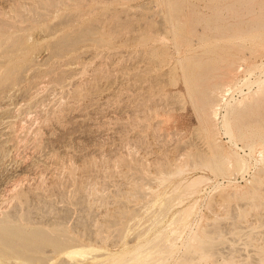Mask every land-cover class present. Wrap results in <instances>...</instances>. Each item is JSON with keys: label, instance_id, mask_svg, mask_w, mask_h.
<instances>
[{"label": "rangeland", "instance_id": "374dc122", "mask_svg": "<svg viewBox=\"0 0 264 264\" xmlns=\"http://www.w3.org/2000/svg\"><path fill=\"white\" fill-rule=\"evenodd\" d=\"M0 1L2 10H0V18L9 22L8 33L13 39L24 38L28 42L29 58L31 59L34 53L37 64L33 65L34 69L29 67L30 71L24 69L27 67L25 64L22 65L20 71L24 69L22 72L24 79L22 78L14 87L16 89L6 90V95L0 92V197L2 199L7 197L4 201L0 198V221L9 219L13 225L22 227L21 229L26 232L44 231L53 238V241L44 240L38 243L39 245L33 244V247L30 245L31 248L30 246L26 248L25 244V249L19 244V240L14 243L16 250L9 245L4 246L0 251V264H59L64 262L63 259L69 264L71 260L64 250L70 246L93 245L99 250L90 254L92 256L97 253L116 252L125 247L132 248L137 241L144 242L146 239L156 237L157 234L171 233L172 237H176L177 242H175L174 255L172 254L173 257L170 255L167 264H178L181 259L183 264L184 260L188 261L190 254L186 252L187 248L185 249L183 244L177 248L180 240L181 243L189 242L190 234L208 232L207 235L211 233L212 236L213 232L209 231L210 229H215L214 232L219 234L217 237L225 238L226 241L222 240L223 243L219 241L221 239L216 240L214 233L213 239L216 238L214 240L217 242L212 251L206 253L208 256L205 253L192 252L195 257L193 262L191 260L192 264L264 263V222L262 223L264 202L261 199L264 198V178L261 185H258L259 188L263 187L260 188L261 190L258 189L259 192L261 191V198L259 195L255 198L248 194L255 186L253 176L260 173L262 165L256 162L258 152L254 151L251 156L247 154L250 149L245 146V141H239V148L230 142L222 124L220 125L221 117L216 120V124L211 121L215 139L223 149H236L240 154L247 156L251 162L247 171L239 172L237 175L228 174V177L211 173L212 179L208 186L205 185L199 193H196L199 196L197 197L196 194L187 196L181 204L178 203L179 194L173 192L181 177H171L167 181L168 179L162 180L164 176L160 175L168 174L176 165L188 159L190 151L210 153L211 150L210 143L199 128L201 122L193 104V94L197 88L193 87L191 90L187 88L190 77L213 73L226 57H237L239 61L242 57L248 60L249 67L260 64L255 70L258 72L252 73V80L264 78V28L260 31L248 30L249 23L245 21H248L251 15L245 6L247 0H244L246 2L240 0V4L241 1L244 2V5H240L241 9L236 6L239 5L236 4L239 2L237 0L235 3L234 0H27L28 3L26 0ZM16 2L18 4L15 6ZM229 2L234 5L231 6ZM227 3L230 5L228 8L235 6L236 9H240L239 12L243 13L244 10L246 13L244 12L242 17L239 12L238 15L231 13V10L229 12L230 8H224ZM214 6L218 10L212 9ZM222 11L224 17H219L218 13ZM199 12L210 16V23L198 21ZM225 13H228L227 17ZM64 16L65 19L69 18L68 21H72L66 23L63 21ZM181 17L188 22L185 29H181ZM235 17H239L242 21L239 22L240 19ZM231 18L232 21L229 20ZM153 20L160 22L158 21V25L154 27ZM228 23L232 26L242 24L241 27L246 29L244 31L232 29V31L229 28L232 26ZM96 24L100 25L94 30L96 34L92 32L93 34L85 37V39L94 38L95 42L94 39L92 41L84 39L85 42L83 40L76 46H70V50H65L68 55L64 52L63 56L61 53V55H51L53 49L50 45L53 39L73 29L69 34L74 35L79 33L80 29ZM206 25H211L213 28H207L203 32L202 27ZM219 25L222 27H218ZM159 26L161 29L153 38L148 41H138L139 33L151 28L156 31ZM223 26H228L229 29L226 27L224 29ZM50 30L54 32L53 35L48 32ZM260 32L262 34L258 35ZM28 36H30L29 41H27ZM99 37L103 38V41ZM185 38L189 41H184ZM100 40L102 42L99 43ZM232 44L237 46L233 47ZM176 47L178 49H175ZM241 47L245 50H240ZM45 53L47 57L44 56ZM38 54L40 58H37ZM79 54L84 58L83 56L78 58V64L74 56ZM45 57L46 59L40 60ZM29 58L27 60L31 61ZM19 60L21 61V58ZM54 60L56 71L59 73L65 62L71 63L64 66L68 70L60 82L50 79L51 75L57 74L55 70L45 75V78L43 76L45 73H41V70L50 72L49 69L54 66L53 63L55 64ZM62 61L63 65L59 64ZM166 61L169 64L166 65ZM187 61L191 63L187 64ZM39 72L45 85L48 83L47 86H43L40 75H37L38 78L34 76ZM238 74L239 77L250 75L243 71ZM36 79L39 80L38 86H40L37 88ZM44 79H47L46 82ZM49 79L51 82L48 81ZM24 84L28 87L25 88ZM257 85L258 83H255L251 89L255 91ZM240 86L245 92L249 91L248 85L240 82L229 95V99L235 101L243 97ZM261 98L264 100L263 96ZM251 105L252 108L246 110L242 118L243 124L264 130L258 123L259 119H264V104ZM11 106L14 108L17 106L15 108L17 111ZM222 112H225L224 108ZM14 133L18 134V137L15 138ZM255 164L256 168L253 166ZM197 172L204 173L202 169H198ZM160 179L162 182H159ZM13 185H17L16 187L26 196L24 194L19 198L11 194L9 190ZM196 197L198 198L196 210L184 223H177L175 227H179V230L173 232L167 223L180 209L197 199ZM252 198L256 199V203ZM234 227L241 233L237 231L238 234L235 233ZM246 232L247 234L251 232V236H247ZM185 238L189 239L185 240ZM252 240H254L253 244H249ZM25 241L24 243L28 242ZM57 241H62L64 244L58 246L55 244ZM188 242L185 244L186 247ZM216 248L223 252L217 251ZM214 249L218 252V259L215 258L217 252L212 255ZM17 250H26V253H18ZM219 252L223 253V256ZM192 255L189 259H194ZM228 257L233 258L229 261ZM187 263L189 264L184 262Z\"/></svg>", "mask_w": 264, "mask_h": 264}, {"label": "bare ground", "instance_id": "6f19581e", "mask_svg": "<svg viewBox=\"0 0 264 264\" xmlns=\"http://www.w3.org/2000/svg\"><path fill=\"white\" fill-rule=\"evenodd\" d=\"M11 1H13V0H11ZM16 1V0H15ZM15 1H14V3H15ZM75 1V0H74ZM165 1V0H164ZM197 1V0H196ZM223 1V0H222ZM237 1H239V2H237ZM236 2V4H238L239 3V5H236V6H238V8H240L241 9V6L240 5H242L244 2H246V1H244L243 3H242V1H241V4H240V0H237ZM1 2V1H0ZM5 2V1H4ZM18 2V1H17ZM16 2V4H15V6L18 4ZM26 2L28 3V1L26 0ZM51 2V1H50ZM151 2V1H150ZM202 2V1H201ZM232 2V1H231ZM3 3V2H2ZM1 3V4H2ZM154 4L155 3H157V2H153ZM218 3V2H217ZM221 3V2H220ZM230 3V2H229ZM229 3H227L226 5V7H224V8H228V6H230V5H228ZM233 3H235V0H234V2ZM69 4V3H68ZM230 4H232V3H230ZM246 4V3H245ZM7 5V4H6ZM141 5V4H140ZM143 5H145V3L143 4ZM142 5V6H143ZM194 5V4H193ZM218 5V4H217ZM234 4H232L231 6H233ZM244 5V4H243ZM2 6H3V4H2ZM25 6V5H24ZM39 6V5H38ZM155 6V5H154ZM153 6V7H154ZM195 6V5H194ZM246 6V8H247V12L251 15V16H249L248 14V18H247V16H245L246 14H244V16H245V18H247L248 19V21H245V22H248L249 24V27H248V30L249 31H260L261 29H263L264 28V0H247V4L245 5ZM244 6V7H245ZM4 7V6H3ZM28 7H29V5H28ZM34 7H35V9H36V6H35V4H34ZM144 7V6H143ZM147 7V6H146ZM145 7V8H146ZM152 7V8H153ZM218 7V6H217ZM221 7V6H220ZM222 7H223V5H222ZM243 7V6H242ZM5 8V7H4ZM8 8H9V6H8ZM17 8H19V7H17ZM17 8H16V10H17ZM26 8V7H25ZM59 8V7H58ZM136 8V7H135ZM155 8V7H154ZM180 8H181V6H180ZM186 8V7H185ZM193 8V7H192ZM216 7L214 6V8H212V9H215ZM219 8V7H218ZM230 8V9H229ZM228 9H229V12H230V10L232 11L231 13H233V14H237L238 15V12L240 11V9H236L235 8V6H234V8H231V7H229ZM29 9V8H28ZM34 9V10H35ZM50 8H48V10H49ZM183 9V8H182ZM191 9V8H190ZM217 9V8H216ZM236 9V10H235ZM242 9H245V8H242ZM1 10V9H0ZM179 10H181V9H179ZM209 10V9H208ZM218 10V9H217ZM221 10V9H220ZM219 10V11H220ZM225 10H227V9H225ZM224 10V11H225ZM2 11V10H1ZM10 11H11V9H10ZM38 11V10H37ZM58 11V10H57ZM211 11V10H210ZM216 11V10H215ZM219 11H216V12H219ZM30 12V11H29ZM39 12V11H38ZM188 12V11H187ZM227 12H228V10H227ZM243 13L245 12L244 10L242 11ZM58 13V12H57ZM156 13V12H155ZM223 11H222V13H218V15H219V17L221 16H223ZM241 15L243 14V13H241V12H239ZM246 13V12H245ZM12 14V13H11ZM16 14H17V12H16ZM18 14H19V16H20V13L18 12ZM35 14H36V12H35ZM41 14V13H40ZM42 14H44V13H42ZM199 16H198V21L199 20H203V21H206V22H209L210 23V20H211V17L210 16H208V15H204V14H202L201 12H199ZM28 15H31V14H29L28 13ZM38 16H39V14H37ZM152 14H150V16H151ZM227 15H228V13L226 14L225 13V16L227 17ZM230 15V14H229ZM241 15H240V17H241ZM6 16H7V14H6ZM26 16H27V14H26ZM72 16V15H71ZM76 16H78L77 14H76ZM137 16V15H136ZM150 16H148V17H150ZM160 15H158V17H159ZM195 16V15H194ZM22 17V16H21ZM75 17V16H74ZM213 17V16H212ZM216 17V16H215ZM224 17V16H223ZM232 17V16H231ZM242 17H243V15H242ZM251 17V18H250ZM31 18V17H30ZM55 18V17H54ZM53 18V19H54ZM57 18V17H56ZM76 18V17H75ZM74 18V19H75ZM133 18V17H132ZM150 18H152V17H150ZM155 18V17H154ZM159 18H161V16L159 17ZM182 18V17H181ZM237 18H239V17H235V19H237ZM19 19V18H18ZM17 19V20H18ZM64 19V20H63ZM62 20L63 21H68V19L69 18H67V19H65V16H64V18H63ZM70 19H73V18H71L70 17ZM73 19V20H74ZM220 19V18H219ZM232 19L233 18H231V19H229V20H231L232 21ZM234 19V20H235ZM240 19V18H239ZM238 19V20H239ZM10 20V19H9ZM21 20V19H20ZM32 20V19H31ZM55 20V19H54ZM76 20V19H75ZM226 20V19H225ZM228 20V21H229ZM238 20H236V21H238ZM246 20V19H245ZM22 21V20H21ZM42 21V20H41ZM63 21H61V23L63 22ZM72 20H70V21H68L69 23L71 22ZM159 22H160V20H158ZM158 21L157 20H153V22H152V25L155 27V26H157L158 25ZM181 21V29L183 28V29H185L188 25H187V21L185 20V19H181L180 20ZM216 21H217V19H216ZM215 21V22H216ZM223 21H224V18H223ZM240 21H242V19H240L239 20V22ZM244 21V20H243ZM64 22V23H65ZM99 22V21H98ZM218 22V21H217ZM227 22V21H226ZM244 22V23H245ZM53 23V22H52ZM63 23V24H64ZM67 23V22H66ZM73 23V22H72ZM116 23L117 22H115L114 24L116 25ZM212 23V22H211ZM219 23V22H218ZM230 23V22H229ZM229 23H228V25H229ZM20 24V23H19ZM114 24H113V26H114ZM206 24V23H205ZM223 24V23H222ZM231 24H232V22H231ZM8 25H9V22H7L5 19H2V18H0V92L2 93V92H4V94H2V95H6V90H11V91H14L16 88H14L17 84H19L20 83V81H21V79L24 77V76H22L24 73H22L23 72V70L24 69H28V71H30V69H29V67H32L31 69H34V67H33V65L35 66V65H37L36 64V56H34V53H33V57L31 56V59L29 58V56H30V51H29V44H28V42H26L25 40H24V38H21V39H19V38H12V35L11 34H9L8 33ZM56 25H58V24H56ZM97 25V24H96ZM89 25V26H86V27H84L82 30L80 29V31H79V33L77 32L76 34H74V32H73V34L74 35H71V34H69V33H71L73 30H71V31H69V33H65L64 35H59V38H55V39H53V42H51V48L53 49V53L51 52V55H55L56 56V54L57 55H61L62 54V56H63V52L65 51V50H70L69 49V47L70 46H72V45H75L76 46V44H79V43H81L84 39H85V37L86 36H88V35H90L92 32H94V30H95V28H97V27H100V25ZM107 25V24H106ZM239 25V24H238ZM244 25V24H243ZM246 25V24H245ZM12 26H14L13 24H12ZM21 26H24L25 27V25H20V27ZM27 26V25H26ZM31 26V25H30ZM53 26H55V25H53ZM165 26V25H164ZM203 26V25H202ZM229 26H232V25H229ZM241 26H242V24H241ZM241 26H237L236 24H233V26L232 27H229V28H231L230 30H234V31H244L246 28H243V27H241ZM57 27V26H56ZM130 27V26H129ZM169 27V26H168ZM167 26H166V28H168ZM218 27H222V25H219ZM224 27V29H225V27H226V29L228 28V26H223ZM19 28V27H18ZM53 28V27H52ZM55 28V27H54ZM53 28V29H54ZM81 28V27H80ZM108 28V27H107ZM109 28H111V27H109ZM108 28V29H109ZM207 28H213L211 25H206L205 27H202V30H203V32L205 31V30H207ZM228 28V29H229ZM10 29V28H9ZM31 29V28H30ZM56 29H58V28H55V30ZM101 29H102V27H101ZM159 29H161L160 28V26L159 27H157V30L155 31V29L154 28H151V29H149L148 31H145V32H141V33H139L138 34V37H139V39H138V41L139 42H143V41H148L149 39H151V38H153L154 36H155V34H157V32H158V30ZM198 29V28H197ZM219 29V28H218ZM21 30H22V28H21ZM52 30V29H51ZM51 30L50 31H48V32H50L51 34L52 33H54V32H56V31H54V30H52V31H54V32H51ZM178 30V29H177ZM187 30V29H186ZM209 30V29H208ZM232 30V31H233ZM247 30V31H248ZM98 31V30H97ZM107 31V30H106ZM135 31H136V29H135ZM169 31V30H168ZM65 32V31H64ZM68 32V31H67ZM226 32H228L227 30H226ZM225 32V34H227ZM95 33V32H94ZM219 33H220V31H219ZM231 33H233V32H231ZM230 33V34H231ZM49 34V33H48ZM61 34H62V32H61ZM93 34V33H92ZM96 34V33H95ZM131 34V33H130ZM162 34V33H161ZM262 33L260 32V34H258V35H261ZM53 35V34H52ZM114 35V34H113ZM128 36H129V34H127ZM167 35H168V33H167ZM236 35V34H235ZM108 36V35H107ZM126 36V35H125ZM232 36V35H231ZM55 37V36H54ZM164 37V36H163ZM170 37H171V35H170ZM244 37V36H243ZM242 37V38H243ZM28 38V40L27 41H29V39H30V36H28L27 37ZM99 38H101V37H99ZM86 39H88V38H86ZM85 39V40H86ZM91 39V41L94 39H92V38H89L88 40H90ZM163 39V38H162ZM164 39H165V37H164ZM225 39V38H224ZM237 39V38H236ZM85 40L83 41V42H85ZM101 40L103 41V38H101ZM99 41V43L100 42H102V41ZM119 40H120V38H119ZM118 40V41H119ZM170 40H171V38H170ZM181 40V39H180ZM184 41H189V39L188 38H185V39H183ZM233 40H235V39H233ZM238 40H239V38H238ZM37 41V40H36ZM105 41H107V40H105ZM131 41V40H130ZM212 41V40H211ZM94 42H95V39H94ZM97 43H98V40L96 41ZM152 42V41H151ZM204 42V41H203ZM205 42H207V41H205ZM231 42V41H230ZM168 43H169V39H168ZM181 43V42H180ZM183 43H185V42H183ZM104 44V43H103ZM120 44V43H119ZM127 44V43H126ZM173 44V43H172ZM187 44V43H186ZM231 44V43H230ZM240 44H242V43H240ZM237 45H238V43H237ZM236 45V46H237ZM243 45V44H242ZM140 46V45H139ZM173 46V45H172ZM177 46V45H176ZM232 46H233V44H232ZM235 46V44H234V46L233 47H236ZM246 46V45H245ZM47 47V46H46ZM46 47H45V49H46ZM81 47V46H80ZM130 47V46H129ZM50 48V50L52 51V49ZM77 49H78V47H76ZM183 48V47H182ZM72 49V48H71ZM175 49H178L177 47L175 48ZM237 49V48H236ZM235 49V50H236ZM240 50L241 49H243L242 47L241 48H239ZM74 50H75V48H74ZM173 50V49H172ZM183 50V49H182ZM189 50V49H188ZM243 50H245V49H243ZM82 51V50H81ZM85 51V50H84ZM93 51V50H92ZM175 51V50H174ZM177 51V50H176ZM187 51V50H186ZM185 51V52H186ZM237 51H238V49H237ZM46 52H47V50H46ZM50 51H48V53H49ZM86 52V51H85ZM173 52V51H172ZM179 52V51H178ZM195 52V51H194ZM241 52V51H240ZM37 53H39V52H36V54ZM61 53V54H60ZM93 53V52H92ZM242 53H243V51H242ZM241 53V54H242ZM244 53H247V52H244ZM32 54V53H31ZM41 54V53H40ZM44 54V53H43ZM64 54H66L65 52H64ZM69 54V53H68ZM68 54H66V55H68ZM82 54V53H81ZM81 54H79L78 56L76 55V56H74L75 58H77V61H78V58H82V56H81ZM85 54V53H84ZM177 54H179V53H177ZM183 54H184V51H183ZM182 54V55H183ZM49 55H50V53H49ZM50 55V56H51ZM180 55V54H179ZM188 55V54H187ZM249 55H251V53L249 54ZM44 56H46V53H45V55ZM43 56V57H44ZM48 56V55H47ZM46 56V57H47ZM49 56V57H50ZM166 56V55H165ZM176 56H178V55H176ZM175 56V57H176ZM184 56V55H183ZM46 57L45 58H41L40 60H42V59H46ZM70 57H72V56H70ZM151 57V56H150ZM21 58V61L19 60ZM29 58V60H31V61H28L27 59ZM37 58H40L39 57V54H38V56H37ZM83 58H84V56H83ZM141 58V57H140ZM168 58H171V57H168ZM177 58V57H176ZM180 58V57H179ZM184 58V57H183ZM252 58V57H251ZM50 59V58H49ZM48 59V60H49ZM66 59H68V58H66ZM149 59V58H148ZM221 59V58H220ZM241 59V61H239V58H237V57H226V58H224L223 60H222V64L221 65H219V66H217L216 68H215V71L213 72V73H209V74H207V75H203V76H201V77H197V75H195V76H192V77H190V81L187 83V88L188 89H192L193 87L195 88H197L195 91H194V94H193V104H194V106H195V109H196V111H197V114H198V118H199V120H200V122H201V127H199L201 130H202V133L204 134V136H205V138L207 139V141L210 143V145H211V150H210V153L208 152V153H200V152H192V151H190V153L188 152V156H189V158L188 159H184V161L182 162V163H180V164H178V165H176V167L173 169V170H171L170 172H168V174H166V175H162V174H160L161 176H164L163 177V179L162 180H164V179H168L167 181H169L170 180V178L171 177H175V176H177V177H181V179L176 183V185H175V187H174V189H173V192H176V193H178L179 194V196L177 197V198H179V201H178V203H184V200H185V198L187 197V196H192V195H194V194H196V193H199L203 188H204V186L205 185H207L208 183H209V181L212 179V176L210 175L211 173H213L214 175L215 174H218V175H226L227 177H228V174H233V175H237V173H239V172H244V171H247L248 170V168H249V166H250V159L247 157V156H245V155H243V154H240L239 152H238V150H236V149H231V150H225V148L223 149L222 148V145L218 142V140H216L215 139V136H214V134H213V130H214V127H212V122L211 121H213V123L214 124H216V120L218 119L219 120V118L221 117V120H222V123L220 122V125L222 124V127L224 128V130H225V132L224 133H226L228 136H229V140H230V142L231 143H233L234 144V146H236V147H238V144H239V141H245V146L246 147H249V149H250V152L249 153H247L249 156H251V155H253L254 154V151L255 152H258L257 154H258V157L256 158V162H258V163H261V165H262V168H260V173L258 174V175H254L253 177L255 178V183H254V185H252V186H254V188H252V190H251V193H249L248 191V194H250V196L252 195V197H257L258 195H259V198H261L260 197V194H261V191L259 192V190H261L260 188H263L262 186H260V188H259V186L258 185H261V182L263 181V178H264V130H259L258 128H255V127H252L251 125V127H249V126H246L245 124H243V122H242V118L244 117V115L246 114V110H248L249 108H252V103L254 104V103H256V104H258V105H262V104H264V100L261 98L262 96L264 97V78L263 79H259V80H252L251 79V76H252V73L256 70V68H258L259 66H260V64H258V65H253V66H248V60L246 59V58H240ZM69 60V59H68ZM67 60V61H68ZM187 60V59H186ZM190 60V59H189ZM252 60V59H251ZM20 61V62H19ZM57 61V60H56ZM72 60L70 59V61L69 62H71ZM86 61V60H85ZM182 61H184V60H182ZM47 62V61H46ZM54 62H55V60H54ZM64 62H65V60H64ZM68 62V63H69ZM199 62V61H198ZM201 62V61H200ZM199 62V63H200ZM220 62V61H219ZM250 62V61H249ZM67 62H65V65H68V63L66 64ZM154 63V62H153ZM166 63H168L167 61L165 62V64ZM181 63V62H180ZM189 63V61H187V64ZM191 63V62H190ZM189 63V64H190ZM25 64V66H27V67H25L24 69L22 68V71H20V67L22 66V65H24ZM42 64V63H41ZM41 64H39V65H41ZM59 64H61V65H63V61L61 62V63H59ZM71 63H69V65H70ZM72 64H74V63H72ZM78 64H79V61H78ZM81 64V63H80ZM157 64V63H156ZM155 64V65H156ZM169 64V63H168ZM185 64H186V62H185ZM186 64V65H187ZM193 64V63H192ZM191 64V65H192ZM45 65V64H44ZM53 67L51 68V69H49V71L50 72H48V70H44L43 72H42V70H41V73H45L43 76H44V78H45V75H48V74H51V72L53 71V70H55L56 71V67H55V65H56V62H55V64L53 63ZM58 65V64H57ZM65 65H63V68L61 69L60 67H59V69H61V72L59 73V71L57 72L56 71V73L57 74H55V72H53L55 75H51V80H55V81H57V80H59V82L61 81L60 79H64V75H65V72L68 70V69H66V68H64V66ZM167 65V64H166ZM177 65V64H176ZM197 65H198V63H197ZM51 66V65H50ZM72 66V65H71ZM77 66V65H76ZM76 66H74V67H76ZM137 66V65H136ZM163 66V65H162ZM179 66V65H178ZM183 66H185L184 65V62H183ZM2 67H4V68H2ZM58 67V66H57ZM73 67V69H75ZM125 67V66H124ZM55 68V69H54ZM157 68V67H156ZM46 69V68H45ZM76 70H77V68H76ZM258 70V69H257ZM261 70H263V69H261ZM240 71H243L244 73H249L250 75L249 76H245V77H239V75L240 74H238ZM26 72V71H25ZM31 72H32V70H31ZM256 72V71H255ZM258 72V71H257ZM256 72V73H257ZM36 73H37V70H36ZM41 73L39 72L38 74H34V76L35 77H37V75H40L41 76V78H42V75H41ZM67 73V72H66ZM68 73H70V71H68ZM72 73V72H71ZM75 73V72H74ZM255 73V74H256ZM73 74V73H72ZM171 74V73H170ZM254 74V73H253ZM31 75H33V73L31 74ZM95 75V74H94ZM172 75V74H171ZM33 76V77H34ZM39 76V77H40ZM54 76V78H52ZM71 76V75H70ZM241 76H243L242 74H241ZM33 77H32V80H31V82L33 81ZM34 77V78H35ZM50 77V76H49ZM48 77V78H49ZM68 77V76H67ZM38 78V77H37ZM99 78V77H98ZM24 79V78H23ZM48 80L49 82H51V80ZM62 79V80H63ZM45 80H47V79H44V81ZM23 81V80H22ZM35 81V80H34ZM36 81L37 82H35V83H37V84H35V87L37 88V87H40V86H38V81L39 80H37L36 79ZM41 81L43 82V78L41 79ZM40 81V82H41ZM30 82V84L32 85L33 84V82L31 83ZM46 82V81H45ZM240 82H243V84H246V85H248V88H249V91H247V92H245L244 91V88H242L241 86H240V90L243 92V97L242 98H240V99H236L235 101H232L231 99H229V95L231 94V92H233L234 90H235V88L236 87H238L239 86V83ZM44 83V82H43ZM255 83H258V85L256 86V87H258L255 91H253L251 88H252V86L255 84ZM27 84V83H26ZM24 84V86H25V88H26V86L29 84ZM48 84V83H47ZM47 84L45 85V83H44V85L43 86H47ZM37 85V86H36ZM50 86V85H49ZM244 86V85H243ZM28 87V86H27ZM53 87H55V86H53ZM53 87H51V88H53ZM14 88V90H12ZM17 88H18V86H17ZM42 88V87H41ZM50 88V87H49ZM31 89V88H30ZM40 89V88H39ZM254 89H255V87H254ZM26 90V89H25ZM38 90V89H37ZM41 90V89H40ZM238 91H239V89H237ZM7 91V93H9V94H11L10 92H8ZM26 91H28V90H26ZM241 91H239V92H241ZM251 91H252V93H251ZM31 92V91H30ZM30 92H28L29 93V95H30ZM35 92V91H34ZM52 92V91H51ZM55 92V91H54ZM241 92V93H242ZM0 93V94H1ZM33 93V92H32ZM46 94V93H45ZM51 94H53V93H51ZM50 94V95H51ZM8 95V94H7ZM13 95V94H12ZM26 95V94H25ZM49 95V94H48ZM15 97V96H14ZM19 97V96H18ZM21 97V96H20ZM231 97V96H230ZM3 98H4V96H3ZM2 98V99H3ZM6 98V97H5ZM232 98V97H231ZM1 99V98H0ZM25 99V98H24ZM23 100V99H22ZM63 100V99H62ZM54 101H55V99H54ZM23 102V101H22ZM64 102V101H63ZM1 103V102H0ZM18 103V102H17ZM7 105L10 107V105L7 103ZM6 105V106H7ZM4 106V105H3ZM15 106V105H14ZM14 106L12 107V108H14ZM1 107V106H0ZM17 107V106H16ZM15 107V108H16ZM37 107V106H36ZM40 107V106H39ZM50 107V106H49ZM12 108H10L11 110H12ZM13 109L14 111L16 110V109ZM222 108H224V110H225V112H222ZM8 109V108H7ZM12 110V111H13ZM11 111V112H12ZM13 111V112H14ZM17 111V110H16ZM48 111V110H47ZM12 112V113H13ZM38 112V111H37ZM35 113V112H34ZM48 114V113H47ZM171 114V113H170ZM8 115V114H7ZM10 115H11V113H10ZM31 115V114H30ZM29 115V116H30ZM12 116V115H11ZM21 116V115H20ZM26 116H28L27 114H26ZM35 116V115H34ZM250 116V115H249ZM9 117V116H8ZM25 117V116H24ZM47 117V116H46ZM40 119V118H39ZM252 119V118H251ZM258 118L256 117V119L255 120H257ZM20 120V119H19ZM70 120V119H69ZM68 120V121H69ZM249 121V120H248ZM252 121V120H251ZM14 122V121H13ZM23 122H25V121H23ZM247 122V121H246ZM18 123H19V121H18ZM28 123V122H27ZM30 123V122H29ZM28 123V124H29ZM68 123V122H67ZM258 123H259V125H260V127H261V129L262 128H264V119H259L258 120ZM16 124V123H15ZM14 123H13V125H15ZM22 124V123H21ZM73 124V123H72ZM77 124V123H76ZM23 125V124H22ZM26 125V124H25ZM28 126V125H27ZM217 126V125H216ZM218 126H219V123H218ZM15 127V126H14ZM33 127V126H32ZM69 127V126H68ZM71 127V126H70ZM17 129H18V127H16ZM21 128H22V126H21ZM20 128V129H21ZM24 128V127H23ZM77 128V127H76ZM10 129V128H9ZM13 129V128H12ZM25 129V128H24ZM219 129V128H218ZM217 129V130H218ZM16 130V129H15ZM221 130V129H220ZM223 130V131H224ZM13 131V130H12ZM25 131V130H24ZM66 131V130H65ZM11 132V131H10ZM17 132V131H16ZM15 132V133H16ZM14 133V134H15ZM22 133H23V130H22ZM21 133V134H22ZM69 133V132H68ZM20 134V135H21ZM49 134V133H48ZM219 134V133H218ZM16 135V136H15ZM14 135V137L16 138V137H18L17 135L18 134H15ZM19 135V136H20ZM28 135V134H27ZM27 135H26V137H27ZM59 135V134H58ZM61 136V135H60ZM22 137V136H21ZM47 137H49V136H47ZM52 137V136H51ZM29 138V137H28ZM57 138V137H56ZM14 139V138H13ZM18 139V138H17ZM20 139V138H19ZM48 140V139H47ZM11 141V140H10ZM20 141V140H19ZM27 141V140H26ZM57 141V140H56ZM25 142V141H24ZM38 142V141H37ZM11 143V142H10ZM19 143V142H18ZM18 143H17V145H18ZM46 144V143H45ZM32 145V144H31ZM16 146V145H15ZM36 147V146H35ZM239 148V147H238ZM241 148V147H240ZM242 149V148H241ZM184 154V153H183ZM185 154H187L186 152H185ZM28 155V154H27ZM256 155V154H255ZM29 156V155H28ZM130 156V155H129ZM257 156V155H256ZM57 160V159H56ZM178 160H180V159H178ZM181 160H183V159H181ZM72 162H73V160H72ZM261 165H260V167H261ZM253 166H255V168H256V164L255 165H253ZM198 169H202L203 171H204V173H202V174H199L198 172H197V170ZM146 170V169H145ZM257 170V169H256ZM258 171V170H257ZM256 173V172H255ZM254 173V174H255ZM212 174V175H213ZM236 177V176H235ZM159 179V178H158ZM173 179V178H172ZM253 179V178H252ZM161 180V179H160ZM162 180L161 181H159V182H162ZM175 181H177V180H175ZM250 181H252V180H250ZM172 182V181H171ZM23 183V182H22ZM165 183H166V181H165ZM169 183V182H168ZM219 183V182H218ZM162 184H164V182L162 183ZM171 184H173V182L171 183ZM223 184V183H222ZM263 184V183H262ZM161 185V184H160ZM166 185V184H165ZM219 185V184H218ZM17 186V185H16ZM15 185H13L11 188H10V192H11V194H13V195H16V196H18L19 198H22V196L25 194V193H23V191H20L19 189H18V187H16ZM168 186V185H167ZM208 186V185H207ZM7 187V186H6ZM163 188H164V186H162ZM220 187H222V186H220ZM250 187V186H249ZM21 188V190H22V187H20ZM92 188V187H91ZM6 189V188H5ZM4 189V190H5ZM152 189V188H151ZM151 189H150V191H151ZM158 189H160V188H158ZM166 189V188H165ZM249 189H251V187L249 188ZM259 189V190H258ZM154 190V189H153ZM155 190H157V189H155ZM172 190V189H171ZM171 190H169V191H171ZM257 190H258V192H257ZM7 191V190H6ZM8 191V192H9ZM165 191V190H164ZM238 191V190H237ZM156 192V191H155ZM160 192H161V190H160ZM235 192H236V189H235ZM1 193V192H0ZM203 193V192H202ZM201 193V194H202ZM259 193V194H258ZM170 194V193H169ZM231 194V193H230ZM234 194V193H233ZM247 194V193H246ZM245 194V195H246ZM12 195V196H13ZM159 195H161V193L159 194ZM243 195V194H242ZM5 196V195H4ZM25 196H26V194H25ZM25 196L23 197V198H25ZM196 196H197V194H196ZM198 196H199V194H198ZM197 196V197H198ZM249 196V195H248ZM250 196H249V198H250ZM195 197V196H194ZM196 197V198H197ZM243 197H244V195H243ZM263 197H264V195H263ZM1 198V197H0ZM7 197H3V199L1 198V200L2 201H4V199H6ZM15 198V197H14ZM245 198H247V197H245ZM154 199V198H153ZM248 199V198H247ZM254 198H252V200H253ZM261 199H263V202H264V198H261ZM260 199V200H261ZM25 200H26V198H25ZM176 200V199H175ZM250 200H251V198H250ZM255 200V203H256V199H254ZM197 201H198V198L197 199H195L193 202H191V203H189L188 205H186L185 207H183L182 209H180L179 210V212L173 217V219L170 221V222H168L167 224H168V226L169 227H171L172 228V231L173 232H177L179 229V227H175V225L177 224V223H184L193 213H194V211L196 210V208H197ZM155 202V201H154ZM170 202V201H169ZM261 202H262V200H261ZM149 203V202H148ZM247 203H250L249 201H247ZM254 203V202H253ZM1 204V203H0ZM262 204V203H261ZM3 205V204H2ZM10 205V204H9ZM259 205H260V203H259ZM1 206V205H0ZM1 208V207H0ZM236 213V212H235ZM11 215V214H10ZM222 216V215H221ZM263 218V217H262ZM264 219V218H263ZM235 220V219H234ZM264 221L262 220V223H263ZM189 223H191V222H189ZM166 224V225H167ZM194 224H195V222H194ZM193 224V225H194ZM216 224H218V222L216 223ZM216 224H214L215 226H216ZM264 224V223H263ZM188 226H190V225H192V224H187ZM213 225V226H214ZM214 226V228H216ZM218 227L217 228H219L220 226H219V224L217 225ZM165 227H167V226H165ZM195 227V226H194ZM193 227V228H194ZM205 227V226H204ZM210 227V226H209ZM212 227V226H211ZM235 227H238V225L236 226L235 225ZM234 227V228H235ZM22 227H17V226H15V225H13L12 224V222H10L9 221V219H5V220H1L0 221V251H2L3 249H4V246H7V245H9L10 247H12L13 249H15L16 250V244H14L16 241H18V242H20L19 244L22 246V247H24V249H25V244H26V248H28V246H30V245H32V247H33V244H34V246H36V245H39L38 243H40L41 241H46V240H52L53 241V238L52 237H50V236H48L47 234H46V232H44V231H41V232H36V231H30V232H26V231H24V230H22L21 229ZM146 228H147V226H146ZM252 228V227H251ZM254 228V227H253ZM252 228V229H253ZM163 229V228H162ZM161 229V230H162ZM185 229H187L186 227H185ZM191 229H192V227H191ZM191 229H190V231H191ZM251 229V230H252ZM182 230H184V229H182ZM188 230V229H187ZM194 230V229H193ZM207 230V229H206ZM214 230L215 229H210L209 231H212L213 232V234L215 233L214 232ZM221 230V229H220ZM241 230V229H240ZM200 231H202V229L200 230ZM226 231V230H225ZM241 233L237 228H235V233ZM249 231H250V229H249ZM165 232V231H164ZM183 232V231H182ZM189 232V231H188ZM207 232V231H206ZM221 233L223 232V231H220ZM248 232V231H247ZM247 232H246V234H247ZM252 232V231H251ZM251 232H249L250 234H247V236L249 235V236H251ZM156 233V232H155ZM190 233V232H189ZM210 233V232H209ZM219 233V232H218ZM220 233V234H221ZM237 233V234H238ZM157 234V233H156ZM168 234H169V232H168ZM172 234V233H171ZM171 234H169V235H164V234H161V235H159V234H157V236L156 237H154V238H149V239H146L144 242H139L138 243V241H137V243H136V245H134L133 247L132 246H130V247H132V248H123V249H121V250H119V251H116V252H104V253H97V254H93L92 256L90 255V254H92L94 251H97V250H99L98 248H96L95 246H93V245H87V244H77V245H74V246H70L69 248H67L66 250H64V252H65V254L70 258V260H71V262H68L69 264H167V260L172 256L173 257V255H174V248H175V242H177L175 239H176V237L175 236H173L172 237V235ZM178 234H180V233H178ZM182 234V233H181ZM184 234V233H183ZM207 234H208V232H207ZM206 233H199V234H196V235H194V234H192V235H194L193 237H191L190 235H188L189 236V238H190V240H189V242L188 241H186V243L188 242V244H187V247H186V243H184V242H182L181 243V240H180V243L178 244L179 246L177 247V248H179L180 247V244L182 245L183 244V247L185 246V249L187 250L186 252L188 253V254H190V256L193 254L192 252H194L195 254L196 253H198L199 252V254L200 253H208V252H211L212 251V248L214 247V245L216 244V240H219V239H221L220 238V236H218L217 237V235H219V234H217V233H215L216 234V237H217V239L216 238H214V239H216V240H214L213 239V237H214V235L212 234V236L209 234V235H207ZM186 235V234H185ZM223 236H224V234H222ZM221 235V236H222ZM253 236V235H252ZM180 237H181V235H180ZM185 237V236H184ZM179 238V237H178ZM188 238V239H189ZM192 238V239H191ZM244 238V237H243ZM253 238V237H252ZM188 239H186L185 238V240H188ZM250 238H248V240H249ZM25 240H27V241H25ZM68 240V239H67ZM144 240V239H143ZM175 240V241H174ZM222 240H224V242L226 241V239L224 238H222L221 240H219V241H222ZM247 240V241H248ZM255 240V239H254ZM254 240H252L251 241V243H249V244H253L252 242L254 241ZM24 241L25 242H27V243H24ZM218 241V242H219ZM241 242H242V240H240ZM247 241L245 242V243H247ZM73 242V241H72ZM223 242V241H222ZM222 242H219L220 244L222 243ZM223 242V243H224ZM237 242V241H236ZM129 243H130V241H129ZM222 243V244H223ZM244 243V242H243ZM36 244V245H35ZM55 244L56 245H63L64 244V242H62V241H57V242H55ZM233 244V243H232ZM126 245V244H125ZM255 245H257L256 243H255ZM117 246V245H116ZM219 246V245H218ZM261 247V246H260ZM259 247V248H260ZM29 248H31V246L29 247ZM177 248L175 249V250H177ZM257 248V247H256ZM23 249V248H22ZM118 249V248H117ZM262 249H263V245H262ZM216 250H217V248H216ZM256 250H258V248L256 249ZM255 250V251H256ZM13 251V250H12ZM26 250H20V251H18L17 250V252L18 253H22V252H25ZM179 251V250H178ZM177 251V252H178ZM185 251V250H184ZM189 251V252H188ZM217 251H222V250H220V249H218ZM216 251V252H217ZM215 252V249H214V252L212 253V255L214 254V253H216ZM219 252V254L220 255H222L223 253H220ZM223 252V251H222ZM258 252V251H257ZM261 252V251H260ZM26 253V252H25ZM254 253V252H253ZM173 254V255H172ZM194 254V255H195ZM211 254V253H210ZM209 254V255H210ZM21 255V254H20ZM171 255V256H170ZM204 255V254H203ZM207 256H208V254H206ZM211 255V257H213ZM216 255V259H218L217 257H219V256H217L218 255V252L215 254ZM23 256H24V254H23ZM182 256V255H181ZM189 256V257H190ZM202 256V255H201ZM223 256V255H222ZM258 256V255H257ZM90 257V259H88ZM187 257V256H186ZM189 257H188V261L187 260H184L183 261V264H184V262L186 261V262H189V264H190V262H191V260H192V262L195 260V257H193V255H192V257L194 258V259H189ZM191 257V258H192ZM225 257V256H224ZM259 257H262V256H259ZM258 257V258H259ZM183 258H185V257H183ZM198 258H199V256H198ZM205 258H206V256H205ZM209 258H210V256H209ZM226 258V257H225ZM231 258H233V257H231ZM231 258H227L229 261H231L230 259ZM256 258V257H255ZM264 258V257H263ZM262 258V259H263ZM48 259H50V258H48ZM185 259H187V258H185ZM227 259H225V260H227ZM53 260V259H52ZM179 260V259H178ZM197 260V259H196ZM203 260V259H202ZM227 260V261H228ZM233 260V259H232ZM261 260V259H260ZM63 261L64 262H60L59 264H66L65 263V260L63 259ZM206 261H207V259H206ZM226 261V262H227ZM182 262V259H181V261L178 263V264H180ZM192 262H191V264H192ZM18 263H19V261H18ZM169 263V262H168ZM228 263V262H227ZM52 264V263H51ZM170 264V263H169ZM182 264V263H181ZM188 264V263H187ZM264 264V263H263Z\"/></svg>", "mask_w": 264, "mask_h": 264}]
</instances>
